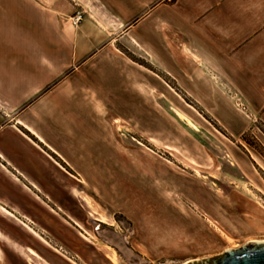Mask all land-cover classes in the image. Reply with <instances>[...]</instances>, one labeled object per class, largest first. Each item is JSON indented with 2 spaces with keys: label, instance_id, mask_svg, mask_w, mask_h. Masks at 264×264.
Segmentation results:
<instances>
[{
  "label": "rangeland",
  "instance_id": "1",
  "mask_svg": "<svg viewBox=\"0 0 264 264\" xmlns=\"http://www.w3.org/2000/svg\"><path fill=\"white\" fill-rule=\"evenodd\" d=\"M102 1H44L67 37L53 90L42 70L15 64L45 60L46 37L0 0V125L22 116L67 160L50 154L67 176L64 211L50 203L47 224L26 223L43 239L0 211V264H183L264 241L262 121L207 68L173 78L135 39L138 16L120 19ZM84 22L92 51L74 61L68 37Z\"/></svg>",
  "mask_w": 264,
  "mask_h": 264
},
{
  "label": "crops",
  "instance_id": "2",
  "mask_svg": "<svg viewBox=\"0 0 264 264\" xmlns=\"http://www.w3.org/2000/svg\"><path fill=\"white\" fill-rule=\"evenodd\" d=\"M44 1L10 2V16L14 14L10 20L29 22L33 35L47 39L45 60L15 64L17 68L42 70L38 72L46 75L45 84L52 83L55 90L65 70L67 37L59 22L60 10H51ZM102 4L120 19L138 16L135 39L151 50L155 60L164 61L173 78L183 79L199 69L205 75L207 68L208 75L221 79L248 114L264 124V0H103ZM45 19H52L53 24L44 28ZM94 38L95 31L85 22L68 37L74 61L83 60L92 51L87 44ZM26 84L30 90L39 89L31 80ZM51 153L67 163L64 150L49 143L22 116L0 125V211L29 231L36 232L28 222L42 227L47 224L51 204L64 211L60 203L66 195L67 176L64 167L51 159ZM31 233L43 239L37 232ZM0 234L4 237L1 226ZM81 250L84 252L83 247Z\"/></svg>",
  "mask_w": 264,
  "mask_h": 264
},
{
  "label": "water",
  "instance_id": "3",
  "mask_svg": "<svg viewBox=\"0 0 264 264\" xmlns=\"http://www.w3.org/2000/svg\"><path fill=\"white\" fill-rule=\"evenodd\" d=\"M189 264H264V241L228 248L219 255L193 260Z\"/></svg>",
  "mask_w": 264,
  "mask_h": 264
},
{
  "label": "bare ground",
  "instance_id": "4",
  "mask_svg": "<svg viewBox=\"0 0 264 264\" xmlns=\"http://www.w3.org/2000/svg\"><path fill=\"white\" fill-rule=\"evenodd\" d=\"M87 203L89 204V206L91 205V201L89 199H87ZM255 242V241H253ZM258 242V241H257ZM260 242V241H259ZM28 255L39 260V261H42L43 263L45 262L44 259L38 254V253H35V252H32V251H27ZM108 255L111 256V252L109 251L108 252ZM192 261V260H191ZM190 260H187L185 261L183 264H189L191 262Z\"/></svg>",
  "mask_w": 264,
  "mask_h": 264
},
{
  "label": "built area",
  "instance_id": "5",
  "mask_svg": "<svg viewBox=\"0 0 264 264\" xmlns=\"http://www.w3.org/2000/svg\"><path fill=\"white\" fill-rule=\"evenodd\" d=\"M83 18V12L77 11L72 17H71V24L72 25H78Z\"/></svg>",
  "mask_w": 264,
  "mask_h": 264
}]
</instances>
